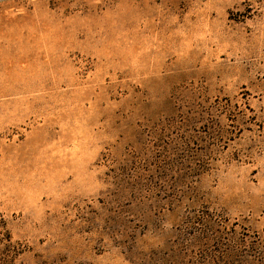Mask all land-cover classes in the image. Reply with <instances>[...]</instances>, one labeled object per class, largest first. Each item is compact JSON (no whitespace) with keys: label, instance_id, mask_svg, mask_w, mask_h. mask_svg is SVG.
I'll return each mask as SVG.
<instances>
[{"label":"rangeland","instance_id":"1","mask_svg":"<svg viewBox=\"0 0 264 264\" xmlns=\"http://www.w3.org/2000/svg\"><path fill=\"white\" fill-rule=\"evenodd\" d=\"M0 264H264V0H0Z\"/></svg>","mask_w":264,"mask_h":264}]
</instances>
